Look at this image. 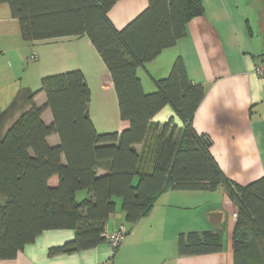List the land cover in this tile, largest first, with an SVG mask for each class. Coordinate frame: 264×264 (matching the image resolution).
<instances>
[{"label": "trees", "instance_id": "16d2710c", "mask_svg": "<svg viewBox=\"0 0 264 264\" xmlns=\"http://www.w3.org/2000/svg\"><path fill=\"white\" fill-rule=\"evenodd\" d=\"M119 1L0 0L19 21L26 43L87 36L111 76L120 119L129 124L122 132H98L90 112L92 91L82 71L42 79L36 94L45 93L46 103H33L0 140V258L15 259L52 230L75 232L72 240L50 249L52 256L107 243L104 234L118 199L124 222L133 226L167 192L222 188L237 215L233 264H264V175L241 185L223 172L212 142L194 128L205 89L191 82L181 57L168 76L151 78L155 90H145L139 75L187 35L189 21L204 14L203 1L149 0L146 10L117 29L109 13ZM166 106L182 127L173 118L153 122ZM47 110L50 125L42 119ZM52 135L59 137L56 146L47 142ZM53 177L59 179L55 187L49 185ZM82 191L86 197L79 201ZM177 242L180 256L218 253L224 245L221 230L180 233Z\"/></svg>", "mask_w": 264, "mask_h": 264}, {"label": "crops", "instance_id": "0c3cea01", "mask_svg": "<svg viewBox=\"0 0 264 264\" xmlns=\"http://www.w3.org/2000/svg\"><path fill=\"white\" fill-rule=\"evenodd\" d=\"M202 1L204 14L189 21L187 35L150 62L146 70H141L144 72L139 70V75L145 90H155L151 78L168 76L175 60L183 59L191 82L205 89L193 122L195 130L212 142L211 151L223 172L247 185L264 175V78L253 71L255 61L264 57V0ZM148 5L149 0H121L109 17L117 29H123ZM34 54L36 60L31 59ZM73 70L82 71L91 88L90 112L98 132H122L127 128L129 124L114 111L118 99L111 76L87 36L26 43L19 21L12 17L7 4H0V140L33 103L37 107L46 103L45 93L36 94L44 77ZM94 107L110 111L101 129L94 119ZM171 118L179 128L183 126L170 106L164 107L153 122L163 124ZM42 119L50 125L51 112L45 111ZM47 142L55 146L60 140L52 135ZM58 180L53 177L49 185L57 186ZM84 197L82 191L77 199ZM180 205L200 212L179 221V212L174 208ZM234 215L235 205L222 188L216 192L170 191L133 226L124 222L118 206L107 224V233L121 227L130 232L114 254L104 243L91 250L52 256V247L75 236L72 230H52L27 245L15 259L0 258V264H233ZM205 230L222 231L223 250L180 256L179 234Z\"/></svg>", "mask_w": 264, "mask_h": 264}, {"label": "built area", "instance_id": "2783aa9c", "mask_svg": "<svg viewBox=\"0 0 264 264\" xmlns=\"http://www.w3.org/2000/svg\"><path fill=\"white\" fill-rule=\"evenodd\" d=\"M37 55H31V59L36 60ZM253 71L256 76L264 78V57L259 58L258 60L255 61ZM235 218L237 215H234ZM108 245L110 246L111 250L116 249L118 246H120L123 241L127 237V229L124 227H121L119 230L112 232V233H105L104 234Z\"/></svg>", "mask_w": 264, "mask_h": 264}, {"label": "rangeland", "instance_id": "374dc122", "mask_svg": "<svg viewBox=\"0 0 264 264\" xmlns=\"http://www.w3.org/2000/svg\"><path fill=\"white\" fill-rule=\"evenodd\" d=\"M144 76H145V74H144ZM114 109H115L114 111L117 113V116H118V113H119L118 106L117 107L115 106ZM109 112H110L109 108H108V110H104V109L101 110V109H98V107L97 108L94 107L93 113H94V115H97L96 117L94 116V119H95V122H96L98 129H101V126H104V124L107 122V114ZM107 124H110V123H107ZM98 131H100V130H98ZM100 133H104V132H100ZM118 202H119L118 206H122V203L120 202L119 199H118ZM177 211L179 212V216H178L179 221H182V220L186 221L188 215L190 216L191 214H196V213L200 212L199 209L190 208V207H187L186 205H183V206L180 205V206H178V208H174V212H177ZM233 233H234V230H233ZM232 236H233V234H232ZM177 240H178V238H177ZM230 244H231V241H230Z\"/></svg>", "mask_w": 264, "mask_h": 264}]
</instances>
